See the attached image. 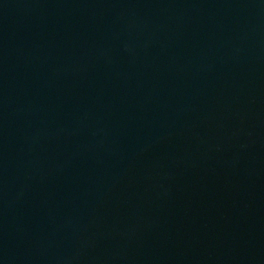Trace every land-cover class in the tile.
<instances>
[{"label":"water","instance_id":"water-1","mask_svg":"<svg viewBox=\"0 0 264 264\" xmlns=\"http://www.w3.org/2000/svg\"><path fill=\"white\" fill-rule=\"evenodd\" d=\"M0 264H264V0H0Z\"/></svg>","mask_w":264,"mask_h":264}]
</instances>
